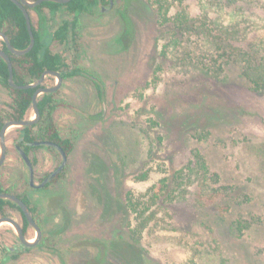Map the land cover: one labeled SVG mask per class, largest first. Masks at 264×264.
<instances>
[{
    "label": "rangeland",
    "instance_id": "374dc122",
    "mask_svg": "<svg viewBox=\"0 0 264 264\" xmlns=\"http://www.w3.org/2000/svg\"><path fill=\"white\" fill-rule=\"evenodd\" d=\"M110 1L80 16L77 49L52 38L51 30L69 15H57L54 27L45 29V46L70 69L97 78L102 97L83 77L62 80L54 92L52 119L73 150L42 188L36 186L60 165V153L44 146L30 150V186L29 170L15 149L16 127L7 131L0 183L29 200L42 236L37 248L26 250L14 228L0 224V264H264V228L255 223L264 219V96L254 93L238 63L199 73L200 51L215 50L197 32L173 41V25L158 21L153 0ZM199 4L169 0L168 15L184 8L189 17H199L189 25L199 27ZM208 7L210 18L228 22L215 0ZM255 8L259 15L238 29L240 41L243 30L247 43L264 40V0ZM56 83L46 76L42 86ZM9 104L0 85V113ZM157 136L163 137L160 145ZM151 147L156 151L149 156ZM193 149L218 182L207 180L201 188L200 175L188 178L186 170V180L180 179ZM223 188L235 194L223 198ZM128 192L142 196L139 212L148 207L141 231L126 205ZM203 214L215 218L205 228ZM9 215L21 222L16 211ZM251 217L253 226L245 228ZM35 235L29 227L26 238ZM257 253L258 260L252 256Z\"/></svg>",
    "mask_w": 264,
    "mask_h": 264
},
{
    "label": "trees",
    "instance_id": "16d2710c",
    "mask_svg": "<svg viewBox=\"0 0 264 264\" xmlns=\"http://www.w3.org/2000/svg\"><path fill=\"white\" fill-rule=\"evenodd\" d=\"M34 2L36 0H27ZM214 1V0H213ZM216 8L218 12L228 13L229 20L227 23L223 22V19L218 16L216 18H210V8L208 7V0H200V15L203 19L202 24L198 27L195 26V19L199 21V17H189L184 8L177 12L173 16H169V0H153V4L156 8L158 15V21L161 24L172 23L173 33L171 39L173 41L180 36H190L191 33H198V38L203 39L206 44H210L215 51H200V67L199 73L208 75L211 71H221L225 64L232 62L238 63L241 66V74L243 78L250 84L254 93H258L264 96V40H257L258 42H248L245 38L244 30L241 32V41L238 40L237 35L239 27L243 23L252 21L251 19L259 13L256 11V2L260 0H215ZM109 0H70L66 4H57L54 2H42L34 8H26L31 23V31L34 37V45L30 52L22 56L12 55L6 48L3 41L0 39V49L7 54L12 64L13 81L17 85L30 84L36 81L45 70H52L59 72L62 80L71 79L73 77L86 78L93 85L96 90L97 96L102 97V88L100 81L94 76L88 75L84 72H79L77 69H70L68 64L64 61V58L58 54L53 53L49 47L45 46L43 42L44 32L47 27L53 28L54 20L57 15L67 14L70 19H62L51 30L52 38L54 42L60 45H68L77 49V32L80 24V16L82 14H90L96 8L109 5ZM31 12H34L37 18L36 26L32 20ZM193 25L192 27L190 25ZM213 28H209V25ZM53 26V27H52ZM251 27L252 24H249ZM244 29V28H243ZM0 32L4 33L11 46L15 49L21 50L28 46L30 38L27 32L24 16L21 10L9 0H0ZM188 49L189 47H183ZM191 52L184 53L188 56ZM185 59V58H184ZM0 85L6 89L10 98V104L6 110L0 113V129L3 124L8 120H28L32 112L31 98L36 88L30 89H13L8 85V69L4 61L0 58ZM42 86V85H41ZM203 97L205 92L202 91ZM54 95L42 94L37 97V107L40 112L39 121L30 127H16L17 138L15 145L20 147L28 156L30 150L36 147H46L48 149H55L51 146L40 145L34 146L32 143L37 141H47L58 145L66 158L71 154L73 150V142L69 138H63L52 119V111L54 108ZM201 108L204 105L200 106ZM211 109V108H208ZM214 111L211 115L215 117ZM204 113V112H203ZM207 115V113H204ZM153 125L159 124L154 121ZM207 133V132H206ZM162 136H157L156 140L160 145L162 143ZM156 148L151 147L148 150V155H154ZM192 159L189 160L186 167L179 171L180 179L186 180L184 177V170L187 171V177L192 178L196 175H200L199 185L204 188L208 185L207 180L215 178V182L219 181V175L217 173L210 174L207 162L205 158L200 154L198 149L191 151ZM147 173V172H146ZM147 174L141 176V180L145 178ZM210 177V178H208ZM162 178L161 181H164ZM168 179H166L167 181ZM194 180V178H193ZM202 181V182H201ZM192 182H190L191 184ZM49 184V183H48ZM47 184V185H48ZM184 185V182L183 184ZM186 185V184H185ZM229 188H223V198H230L231 194H235L236 189H232L228 192ZM0 192H7L3 189L0 183ZM221 192V191H220ZM28 206L29 211L34 219L35 209L30 205V202L26 197L14 194ZM140 197L135 196L131 192L126 195V205L130 208V211L134 214L135 221H137V228L141 231L146 225V212L137 209L140 203ZM227 205H229L227 203ZM11 211H16L21 216V222L23 234L26 237L27 229L30 227L24 218L20 209L14 203L0 199V217L10 216ZM253 212L250 211V214ZM150 217V216H148ZM152 217V216H151ZM253 217V216H252ZM250 218L247 225L253 226V218ZM35 220V219H34ZM215 218L211 215H201L200 222L205 228L210 223H213ZM260 229L264 228V219L258 218L257 222ZM238 231L242 229L240 222L235 226ZM244 228V229H245ZM250 228V227H249ZM134 230V229H133ZM134 230L133 233H136ZM243 233V232H242ZM243 235V234H242ZM136 244V243H135ZM36 245L34 248H37ZM28 250L29 248H25ZM259 253L253 254L258 260ZM15 258L16 256H12ZM227 261V260H226ZM257 262V261H256Z\"/></svg>",
    "mask_w": 264,
    "mask_h": 264
},
{
    "label": "water",
    "instance_id": "95a60500",
    "mask_svg": "<svg viewBox=\"0 0 264 264\" xmlns=\"http://www.w3.org/2000/svg\"><path fill=\"white\" fill-rule=\"evenodd\" d=\"M9 1H11L13 4H15L21 10V12L24 16V19H25V24H26L27 32L29 34L30 41H29V44L26 48L18 50V49H15L11 46V43H10L8 37L2 32H0V39L3 41L6 48L8 49V51L12 55L22 56V55L30 52L33 45H34V37H33L32 31H31L30 17H29V14H28L26 8L32 9L35 6L41 4L42 2H54L57 4H66L70 0H36L34 2H29L27 0H9ZM0 58L4 61V63L7 66V69H8V85L11 88H13V89L36 88V90L34 91V93L32 95V98H31L33 118H30L28 120H8L3 124V126L0 129V167H1L4 160H5L6 152H7V146H6V141H5V136H6L7 131L12 127H30V126L36 124L40 118V112H39V109L37 107V101H36L37 97L42 95V94H51V93H54L55 91H57L58 88L61 86L62 79H61L59 72L52 71V70H45L41 74V76L36 81H34L33 83L25 84V85H17L13 81L11 61H10L9 57L7 56V54L5 52H3L1 49H0ZM46 76L55 77L57 79V83L51 87L41 86ZM32 145H34V146L46 145V146L54 147L61 154V158H62L60 165L54 171H52L38 186H36L38 188H42L63 169L65 162H66V155L64 154V152L62 151V149L58 145L51 143V142L37 141V142L32 143ZM17 151L19 152L21 158L23 159V161L25 162V164L29 170V185L33 186V169H32L31 161H30L29 157L25 154V152L23 150L19 149V147H17ZM0 199L8 200V201L14 203L15 205H17V207L22 212L24 218L26 219L28 225L34 229V231L36 233L35 238L33 240L27 239L23 234V230H22L21 225L19 223H17L12 218L0 217V224H2V223L10 224L16 232V236H17L18 241L24 247H26V248L35 247L40 242L42 233H41L39 226L37 225V223L33 219L32 215L29 211L28 206L22 201V199H20L19 197H17L14 194H11L8 192H0ZM0 254H1V250H0ZM0 259H1V255H0Z\"/></svg>",
    "mask_w": 264,
    "mask_h": 264
},
{
    "label": "flooded vegetation",
    "instance_id": "af4514ba",
    "mask_svg": "<svg viewBox=\"0 0 264 264\" xmlns=\"http://www.w3.org/2000/svg\"><path fill=\"white\" fill-rule=\"evenodd\" d=\"M109 2H110L109 5L111 6V1L109 0ZM17 147H18V146L15 145V149H16V151H17ZM19 149H21V148L19 147ZM21 150H22V149H21ZM17 152H18V151H17ZM18 153H19V152H18ZM60 155H61V154H60ZM30 161H31V160H30ZM48 175H49V174H48ZM48 175H47V176H48ZM47 176H46V177H47ZM46 177H45V178H46ZM45 178H44V179H45ZM53 178H54V177H53ZM53 178H52V179H53ZM44 179H43V180H44ZM52 179H51V180H52ZM43 180H42V181H43ZM51 180H50V181H51ZM50 181H49V182H50ZM49 182H48V183H49ZM48 183H47V184H48ZM47 184H46V185H47Z\"/></svg>",
    "mask_w": 264,
    "mask_h": 264
}]
</instances>
